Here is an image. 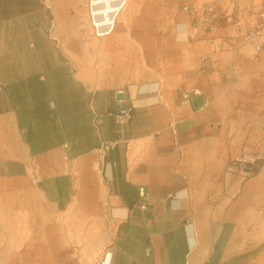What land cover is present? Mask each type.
<instances>
[{"label": "crops", "instance_id": "0c3cea01", "mask_svg": "<svg viewBox=\"0 0 264 264\" xmlns=\"http://www.w3.org/2000/svg\"><path fill=\"white\" fill-rule=\"evenodd\" d=\"M243 1L259 20L264 0ZM92 2L0 0V213L8 191L37 198L18 244L0 230V264H264L262 238L233 255L249 240L238 223L264 215L262 101L205 82L99 85L117 18L103 25Z\"/></svg>", "mask_w": 264, "mask_h": 264}, {"label": "rangeland", "instance_id": "374dc122", "mask_svg": "<svg viewBox=\"0 0 264 264\" xmlns=\"http://www.w3.org/2000/svg\"><path fill=\"white\" fill-rule=\"evenodd\" d=\"M154 3L140 10L131 7L121 10L114 32L105 39L93 68L99 76V85L123 87L148 83L165 94L189 95L198 92L199 82H205L221 89L225 86L227 93L243 91L256 95L264 110V51L256 59L261 50L255 51L253 39L262 28V21L248 18L243 0L230 3L227 0H155ZM139 18L143 24L147 22L145 29L137 25ZM181 28L186 33L184 40L175 38ZM144 34L160 46L162 53L155 60L131 58L132 54H128L132 47L136 50L135 40ZM247 62H254V66L245 70ZM227 63L231 66L225 67ZM28 191L24 202L18 201L17 205L14 193L8 191V206L5 213H0L1 233L11 243L18 244L14 236L25 234L21 232L26 221L25 207L37 203L35 194ZM0 203L5 205V200L0 199ZM238 224L248 229L249 240L234 246L233 255L242 254L249 260L254 256L251 252L254 247H249L252 240L262 238L264 242V215L248 214ZM84 242L89 243L90 239ZM76 243L83 242L77 237ZM94 259V256L90 258L88 264Z\"/></svg>", "mask_w": 264, "mask_h": 264}, {"label": "bare ground", "instance_id": "6f19581e", "mask_svg": "<svg viewBox=\"0 0 264 264\" xmlns=\"http://www.w3.org/2000/svg\"><path fill=\"white\" fill-rule=\"evenodd\" d=\"M125 1L122 4L120 3V6H119L120 8L121 6H124V5L130 6L133 10H140L139 8H143L140 4L136 3V0H128L126 4H125ZM113 2L114 0H93L92 2L93 12L91 13L95 16H100V19L102 20L103 25L105 26L110 23V19H112V17H114L113 19H116V18L117 20L120 19L121 11L119 12L117 11L116 8L113 7V4H112ZM137 25L145 29L147 22H144V24L142 22H138ZM104 36H107L105 38L109 37L107 33L104 34ZM175 38L184 40L186 38L185 31H183L181 28L180 32H178ZM135 43H136L137 48L135 52H133L131 58H135V57L137 59L145 58L146 61L148 59L155 60L156 57L160 55V53H162L158 42L155 39L149 36H146L145 34L141 36L140 38H137L135 40Z\"/></svg>", "mask_w": 264, "mask_h": 264}, {"label": "built area", "instance_id": "2783aa9c", "mask_svg": "<svg viewBox=\"0 0 264 264\" xmlns=\"http://www.w3.org/2000/svg\"><path fill=\"white\" fill-rule=\"evenodd\" d=\"M259 18L262 21V28L257 31L256 35L254 36V44H255V51L258 52L262 49V46L264 44V6L262 11L259 14ZM130 116L129 110H121L119 113V118H128ZM111 144H107V146H110ZM139 196L143 198L145 196L144 188H139Z\"/></svg>", "mask_w": 264, "mask_h": 264}, {"label": "water", "instance_id": "95a60500", "mask_svg": "<svg viewBox=\"0 0 264 264\" xmlns=\"http://www.w3.org/2000/svg\"><path fill=\"white\" fill-rule=\"evenodd\" d=\"M116 98L117 99H124V94L122 92H117L116 93ZM194 105H197V101L194 100Z\"/></svg>", "mask_w": 264, "mask_h": 264}]
</instances>
